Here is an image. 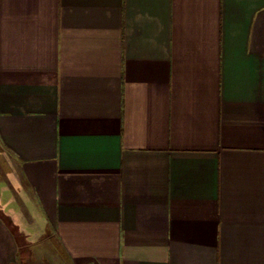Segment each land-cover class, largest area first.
Here are the masks:
<instances>
[{
	"label": "crops",
	"instance_id": "0c3cea01",
	"mask_svg": "<svg viewBox=\"0 0 264 264\" xmlns=\"http://www.w3.org/2000/svg\"><path fill=\"white\" fill-rule=\"evenodd\" d=\"M0 212V264H264V0H0Z\"/></svg>",
	"mask_w": 264,
	"mask_h": 264
},
{
	"label": "rangeland",
	"instance_id": "374dc122",
	"mask_svg": "<svg viewBox=\"0 0 264 264\" xmlns=\"http://www.w3.org/2000/svg\"><path fill=\"white\" fill-rule=\"evenodd\" d=\"M0 215L1 212H0ZM8 221L9 218H6ZM22 244L26 243L25 264H68L67 260L62 256L59 251L56 238L49 230L37 234V240H29V236L23 231Z\"/></svg>",
	"mask_w": 264,
	"mask_h": 264
},
{
	"label": "trees",
	"instance_id": "16d2710c",
	"mask_svg": "<svg viewBox=\"0 0 264 264\" xmlns=\"http://www.w3.org/2000/svg\"><path fill=\"white\" fill-rule=\"evenodd\" d=\"M7 224L10 227L11 231L13 232V234H14L16 240H17V243L19 245V251H18V255H17V261H18L19 264H25L26 261H25L24 253L26 251L27 244L26 243H23L22 244L20 242L22 240L23 236H22V233L19 231L18 227L15 226L13 223H11L10 220L7 221Z\"/></svg>",
	"mask_w": 264,
	"mask_h": 264
}]
</instances>
